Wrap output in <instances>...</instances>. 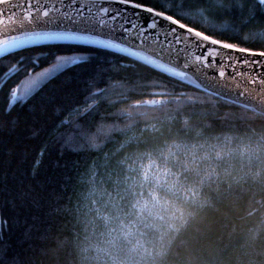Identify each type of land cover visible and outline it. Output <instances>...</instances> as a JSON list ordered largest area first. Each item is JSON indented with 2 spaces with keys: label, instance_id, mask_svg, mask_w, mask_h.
I'll return each mask as SVG.
<instances>
[{
  "label": "trees",
  "instance_id": "16d2710c",
  "mask_svg": "<svg viewBox=\"0 0 264 264\" xmlns=\"http://www.w3.org/2000/svg\"><path fill=\"white\" fill-rule=\"evenodd\" d=\"M134 2L161 10L160 0ZM177 6L190 17L181 23L208 35L214 32L213 38L223 42L264 51V10L259 6L249 5L255 8V18L241 28L239 37L218 27L234 23L236 9L221 16L205 0H176L169 3L167 14ZM201 10L203 19L197 15ZM59 56H83L87 62L43 82L34 97L12 112L18 117L15 129L6 123L0 131V222L6 221L0 224L3 264L16 259L19 264H74L82 239L79 218L87 176L108 154L114 162L138 146L216 135L254 138L264 149L263 113L173 79L123 52L82 42L36 43L0 57V75L23 68L5 76L0 119L11 118L2 115L10 92L55 64ZM153 100L159 103L152 104ZM74 106L80 111H69ZM55 109H61L59 115ZM61 119L72 127L62 126ZM33 130L38 131L35 137ZM58 137L71 138L63 155ZM252 163L257 166L255 175L224 178L226 185L221 182V188L219 181L209 199L196 203L185 224L155 256V264H264V159Z\"/></svg>",
  "mask_w": 264,
  "mask_h": 264
},
{
  "label": "snow or ice",
  "instance_id": "6c2138e0",
  "mask_svg": "<svg viewBox=\"0 0 264 264\" xmlns=\"http://www.w3.org/2000/svg\"><path fill=\"white\" fill-rule=\"evenodd\" d=\"M9 2L10 0H0V5ZM205 2L215 5V9L211 11L219 10L221 16L224 14L231 15L233 9L239 12L234 23H223L218 26L231 33L233 37H239L241 28L247 27L253 22L255 18L254 6H259L264 10V0H229L227 5L225 0H205ZM75 3L76 0H26L27 7L21 13V23L12 24L10 27L14 31L30 32L32 38L22 41L13 36L10 39L3 40L0 42V57L12 53L13 49L23 48L25 43L43 39L80 40L85 43L100 45L106 49L126 52L133 57L138 56L136 51H130L128 47L122 48L118 43L112 41L89 40L84 36L71 32L35 30L40 25H53L66 20L83 21L86 24H95L112 30L120 28L128 37L141 43L148 41L150 37L146 33L155 29V41L159 44L160 36L163 35L165 43L161 45V52H166L169 59L161 60L159 54H157L150 61V64L162 69L171 78L183 82L189 75L196 73L203 74L207 78L204 69H217V60L219 59L220 70L217 75L220 78H224L226 75L223 70L225 67L233 68V66H236L235 71L228 77L229 80L234 82V86L242 85L246 80L247 84H259L264 89V79L257 78L250 73H244L243 76L239 73V65L249 64V57L251 56H259L262 59L251 61L250 66L264 65V51L251 52L249 49L238 47L234 43L213 38L214 32L208 35L203 31H198L194 27L181 23V19L190 18L183 12L181 7H173L171 8L172 14H167L169 3L175 4L176 0H160L161 10L145 6L142 2H134V0H119L121 4L151 14L153 19L147 26L133 23L126 13H122L118 9L101 7V0H90V3L96 7V11L93 13L92 9L89 8L87 17L84 16L83 9L74 7ZM250 4L254 6H249ZM138 14L136 13V15ZM176 15H179L180 19H175L174 16ZM197 15L203 19L205 13L201 10ZM0 16L6 18L7 11L0 13ZM161 20L169 22V27L165 29L164 25L160 23ZM125 25H128V27H125ZM261 35H264V33ZM234 53L245 55L234 58ZM177 56L182 57V62L177 61ZM23 59L24 57H21L20 61L22 62ZM142 59L148 60V57L145 56ZM37 61L38 58L34 59L33 63ZM82 62H87V57L59 56L52 68L39 73L36 79L30 80L22 88L12 90L9 103L4 107L2 113L3 116L11 118L7 121L0 119V131H3L6 123L11 125V130L15 129L18 117L12 116V112L17 106L22 107L30 98L34 97L43 82L50 80L56 73L63 72L66 68L79 65ZM189 68L192 69V73L188 72ZM18 71H23V68L14 67L8 73L0 75V88L5 83V76L11 77ZM246 94L244 88L241 87L240 93L233 99L239 100L241 96ZM151 103L157 104L159 102L153 100ZM60 111L61 109H55L54 114L59 115ZM69 111L76 113L80 110L74 106ZM60 123L62 126L72 127L70 121L61 119ZM78 129L79 126L77 125L76 130ZM37 135L38 131L33 130L32 136ZM85 138L87 139V137ZM57 142L61 144V155H63L64 148L71 147V138L61 139L58 137ZM91 147L99 146L91 143ZM71 150L78 151L77 148H71ZM187 150V145L177 143L172 146V149L168 150L167 156L164 155L163 149L158 151L159 162L149 153L139 154L134 159L128 158L131 160L130 163L122 161L121 167L126 169V173H116L115 179L112 176L108 177V182L112 185L111 191L103 186L104 182L96 179L94 168L89 170L91 179L87 183L91 187L85 197L87 212L84 214L83 220L85 224L84 241L95 248L96 256L93 259L97 261V264H100V262H103V264H128V260L144 250V237L147 232L157 231L160 224L165 222L164 214L169 210V201L166 197L168 195L176 196L185 190L180 176L168 165L170 160L175 162L178 152H186ZM216 156L217 159L221 158L219 153ZM145 160H147V163L144 162ZM193 162H195L194 152ZM187 191L195 195V190L191 187ZM3 223H6V221L0 222V224ZM27 236L28 233L26 232L25 238ZM93 241L96 242L93 243ZM121 252L125 253L127 259L121 257ZM3 253L2 233H0V264H3ZM13 264H19V260L16 259Z\"/></svg>",
  "mask_w": 264,
  "mask_h": 264
},
{
  "label": "rangeland",
  "instance_id": "374dc122",
  "mask_svg": "<svg viewBox=\"0 0 264 264\" xmlns=\"http://www.w3.org/2000/svg\"><path fill=\"white\" fill-rule=\"evenodd\" d=\"M53 65L44 71L52 68ZM37 76L33 74L30 80L36 79ZM255 141L254 138L229 135H216L199 140L180 141L177 139L160 143L158 146H155V144L151 146L146 145L145 148H139L138 146L136 150L125 151L116 156L117 158L114 162H112L113 157L110 159V154L104 160L100 158L98 163L93 167L95 169V177L98 181L104 182L103 186L111 191L112 185L108 182V177L112 176L115 179L116 173H126V169L121 167L122 161L130 163L131 160L128 158L134 159L139 154L149 153L159 162L157 155L159 150L163 149L164 155L167 156L168 150L172 149V146L177 143L188 146L186 152H178L175 162L170 160L168 165L180 176L185 190L176 196L168 195L166 197L169 201V210L164 214L165 222L160 224L157 231L147 232L144 237V250H141L140 254L134 255L131 260H128V264H155V256L168 245L179 227L185 224L186 217L193 210L196 203H202V200L209 199V193L214 191L219 181L226 185L224 178L233 176V174L235 176H237L236 174L243 175L246 173L255 175L254 170L257 169V166L252 162L255 163L264 159V149ZM193 152L195 153V162H193ZM217 153L220 154V159H217ZM144 162L147 163V160ZM89 179H91V176L88 174L86 188L83 192L82 205L80 206L81 219L79 218V221H81L82 225V239L80 243L84 240L85 236V224L83 220L84 214L87 212L85 197L91 187L87 183ZM189 187L195 190V195L187 191ZM222 187L223 184L221 185ZM219 188L220 186L217 189ZM95 242L93 241V243ZM120 255L122 258L127 259L124 252H121ZM100 264H103V262H100Z\"/></svg>",
  "mask_w": 264,
  "mask_h": 264
},
{
  "label": "water",
  "instance_id": "95a60500",
  "mask_svg": "<svg viewBox=\"0 0 264 264\" xmlns=\"http://www.w3.org/2000/svg\"><path fill=\"white\" fill-rule=\"evenodd\" d=\"M100 6L118 9L120 10V12L126 13L127 17L130 18L133 23H136L141 26H147L152 22L153 19L151 14L147 13L146 11L132 8L129 5L121 4L119 3V0H101ZM26 7H27L26 0H10L9 3L0 5V13H4L5 11H7L6 18L0 16V21H2V23H0V42H2L5 39H10L13 36L17 37L19 40L22 41H27L30 38H32V34L30 32L14 31L10 27L12 24L21 23V13L24 11ZM74 7L83 9L85 17L88 16L89 8L92 9L93 13H95L96 11V7L90 3V0H76ZM136 13L139 14L136 15ZM121 19H123V17H121ZM160 23L164 25L165 29L169 27V22L167 21L161 20ZM125 27H128V25H125ZM35 30L49 31V32H71L77 35L84 36L89 40L100 39V40L112 41L114 43H118L122 48L128 47L130 51H136L138 53V56L135 58L145 61L149 64L150 61L153 59V57L156 56L157 54H159L161 60L169 59L166 52H161V45L165 43L163 35L160 36L159 44L156 43L155 41V35H156L155 29L149 30V32L146 33V35L149 36L150 39L144 43H141L140 41L128 37L126 33L120 28H115L114 30H112V29L96 26L95 24H86L83 21L75 22L72 20H66V21L58 22L57 24H53V25H46V26L40 25ZM53 41L85 43L80 40L43 39V40H35L34 42L31 43H25L24 46H28L36 43L53 42ZM153 49H155V51H153ZM251 52L258 53L257 51H251ZM123 53L129 55L126 52ZM233 55L235 58V57L243 56L245 54L234 53ZM145 56L148 57V60L142 59ZM260 59L262 58L259 56H251L249 57V64H240L239 73L241 74V76H243L244 73H250L252 75H255L257 78L264 79V65L250 66L251 61H258ZM177 61L182 62V57L177 56ZM229 63H231V61H229ZM235 67L236 66H233V68L225 67L223 70L225 71L226 75L224 78H220L217 75V72L220 70L219 59H218L217 69H212V68L204 69V73L207 74V78H205L203 74L196 73L189 75L185 81L199 88H202L206 91H209L213 94H216L226 100L238 103L245 107L251 108L256 112L264 114V89H262L259 84L256 85L247 84L246 80L244 84L234 86V82L232 80H229L228 77L232 75L233 71H235ZM188 72L192 73V69L189 68ZM241 87L244 88L247 94L241 96L239 100L233 99V97L237 96L240 93Z\"/></svg>",
  "mask_w": 264,
  "mask_h": 264
},
{
  "label": "clouds",
  "instance_id": "9594fccd",
  "mask_svg": "<svg viewBox=\"0 0 264 264\" xmlns=\"http://www.w3.org/2000/svg\"><path fill=\"white\" fill-rule=\"evenodd\" d=\"M95 256V248L83 240L76 246L74 264H97V261L93 259Z\"/></svg>",
  "mask_w": 264,
  "mask_h": 264
}]
</instances>
